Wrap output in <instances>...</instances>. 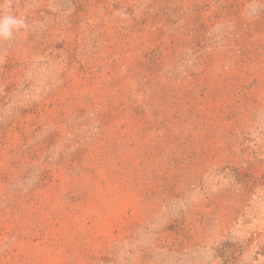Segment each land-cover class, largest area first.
<instances>
[{"label": "rangeland", "instance_id": "rangeland-1", "mask_svg": "<svg viewBox=\"0 0 264 264\" xmlns=\"http://www.w3.org/2000/svg\"><path fill=\"white\" fill-rule=\"evenodd\" d=\"M0 264H264V0H0Z\"/></svg>", "mask_w": 264, "mask_h": 264}, {"label": "clouds", "instance_id": "clouds-1", "mask_svg": "<svg viewBox=\"0 0 264 264\" xmlns=\"http://www.w3.org/2000/svg\"><path fill=\"white\" fill-rule=\"evenodd\" d=\"M23 22L13 17H5L0 21V36L8 38L11 36L13 28H19Z\"/></svg>", "mask_w": 264, "mask_h": 264}]
</instances>
